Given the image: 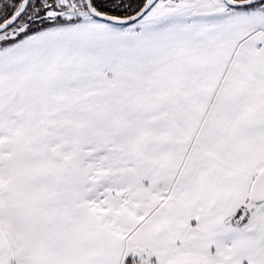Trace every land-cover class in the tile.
Masks as SVG:
<instances>
[{
    "label": "snow or ice",
    "instance_id": "1",
    "mask_svg": "<svg viewBox=\"0 0 264 264\" xmlns=\"http://www.w3.org/2000/svg\"><path fill=\"white\" fill-rule=\"evenodd\" d=\"M0 264H264V0H0Z\"/></svg>",
    "mask_w": 264,
    "mask_h": 264
}]
</instances>
